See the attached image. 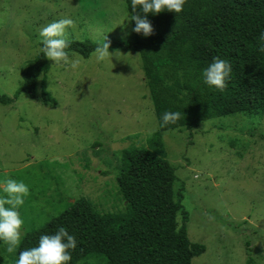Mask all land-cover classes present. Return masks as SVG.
I'll return each instance as SVG.
<instances>
[{
    "label": "rangeland",
    "instance_id": "374dc122",
    "mask_svg": "<svg viewBox=\"0 0 264 264\" xmlns=\"http://www.w3.org/2000/svg\"><path fill=\"white\" fill-rule=\"evenodd\" d=\"M125 14L123 0H0V94L12 97L22 86V67L39 53V29L53 20H73L68 40L100 44L105 36L111 53L103 62L94 51L73 53L75 69L48 60L53 107L25 93L0 103V180L29 186L19 208L24 233L62 210L64 199L84 196L99 212L125 205L117 160L128 147H147L158 130L141 59L126 44L130 21L117 25ZM162 141L188 238L205 245L191 264H245L248 255L264 264V114L206 119L190 131L167 130ZM176 220L180 227L181 214ZM13 257L0 242V264Z\"/></svg>",
    "mask_w": 264,
    "mask_h": 264
},
{
    "label": "trees",
    "instance_id": "16d2710c",
    "mask_svg": "<svg viewBox=\"0 0 264 264\" xmlns=\"http://www.w3.org/2000/svg\"><path fill=\"white\" fill-rule=\"evenodd\" d=\"M123 1L131 15L130 0ZM147 19L153 33L148 37L133 33L126 44L141 59L158 130L147 138V147H128L117 160L114 181L125 205L99 212L84 196L64 199L62 210L25 232L9 264H15L20 251L35 247L41 235L54 234L61 226L77 241L69 264L87 260L191 264L193 257L205 251L204 244L188 238V215L181 198L174 199L176 174L166 158L162 133L182 127L190 131L203 120L230 114H264V52L257 50L259 33L264 30V0H187L180 14L162 11L147 14ZM69 41L70 56L77 53L86 58L98 46L89 39ZM214 57L232 65L223 92L200 79V72ZM49 66L40 52L27 60L20 72L22 86L12 97L0 94V103L10 104L25 93L38 97L43 105L55 106L47 89ZM166 111L180 112L181 118L161 127ZM177 214H181L180 227ZM245 264L258 263L248 255Z\"/></svg>",
    "mask_w": 264,
    "mask_h": 264
},
{
    "label": "clouds",
    "instance_id": "9594fccd",
    "mask_svg": "<svg viewBox=\"0 0 264 264\" xmlns=\"http://www.w3.org/2000/svg\"><path fill=\"white\" fill-rule=\"evenodd\" d=\"M186 3L187 0H130L131 15L128 10L117 25H122V21L126 20L134 22L131 33L148 37L153 33V28L147 19V14L156 15L162 11L180 14ZM72 25V19L60 18L41 27L38 32L39 52L52 64L75 69L80 61L71 59L67 51L70 46L67 30ZM108 47L104 36L103 42L94 49L97 62L110 59L111 53ZM257 50L264 52V30L259 33ZM231 73L232 65L227 60L214 57L211 63L200 72V79L209 88L223 92ZM180 118V112L166 111L161 115L160 126L175 124ZM28 195L29 186L23 181H17L11 177L0 180V242L6 246L8 253L16 251L25 235L24 220L19 208L24 204L25 197ZM76 247V238L61 226L54 234L41 235L35 247L20 251L15 264H69L72 259L71 251Z\"/></svg>",
    "mask_w": 264,
    "mask_h": 264
},
{
    "label": "water",
    "instance_id": "95a60500",
    "mask_svg": "<svg viewBox=\"0 0 264 264\" xmlns=\"http://www.w3.org/2000/svg\"><path fill=\"white\" fill-rule=\"evenodd\" d=\"M71 201H73V200H71Z\"/></svg>",
    "mask_w": 264,
    "mask_h": 264
}]
</instances>
